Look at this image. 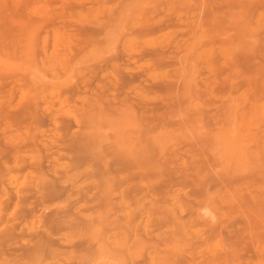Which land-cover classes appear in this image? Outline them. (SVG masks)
<instances>
[{
  "label": "rangeland",
  "instance_id": "1",
  "mask_svg": "<svg viewBox=\"0 0 264 264\" xmlns=\"http://www.w3.org/2000/svg\"><path fill=\"white\" fill-rule=\"evenodd\" d=\"M158 1L0 0V264H264V0Z\"/></svg>",
  "mask_w": 264,
  "mask_h": 264
},
{
  "label": "bare ground",
  "instance_id": "2",
  "mask_svg": "<svg viewBox=\"0 0 264 264\" xmlns=\"http://www.w3.org/2000/svg\"><path fill=\"white\" fill-rule=\"evenodd\" d=\"M235 1H238V0H235ZM155 2H156V1H155ZM157 2H159V1L157 0ZM183 2H184V1H182V3H183ZM227 2H228V0H227ZM227 2H226V5L228 4ZM161 3H162V0H161ZM196 3H197V1L195 2V4H196ZM231 3H232V2H231ZM231 3H230V4H231ZM233 3H234V2H233ZM236 3H237V4H240V2H236ZM154 4H155V3H154ZM181 5H183V4H181ZM198 5H199V4H198ZM233 5H234V4H233ZM235 5H236V4H235ZM190 6H191V5H190ZM223 6H224V5H223ZM230 6H231V5H230ZM236 6H238V5H236ZM177 7H178V6H176V8H177ZM183 7H184V5H183ZM192 7H193V6H192ZM190 8H191V7H190ZM190 8H188V9L191 10ZM224 8H225V7H224ZM188 9H187V10H188ZM192 9H195V8H192ZM185 10H186V9H185ZM189 10H188V11H189ZM189 12H190V11H189ZM173 14H174V13H173ZM204 15H205V14H204ZM209 15H210V14H209ZM173 16H174V15H173ZM219 16H220V15H219ZM17 17H18V16H17ZM203 17H204V16H203ZM208 17H209V16H208ZM15 18H16V17H15ZM149 18H150V17H149ZM166 18H167V17H166ZM219 20H220V19H219ZM163 23H164V21H163ZM164 24H166V23H164ZM154 25H155V24H154ZM171 25H172V24H171ZM188 31H189V30H188ZM148 32H149V30H148ZM155 48H156V47H155ZM171 48H173V47H171ZM171 48H170V49H171ZM168 49H169V47H168ZM150 50H151V49H150ZM152 50H153V49H152ZM156 50H157V48L155 49V51H156ZM159 50H160V48L158 49V53H159ZM161 51H162V50H161ZM164 51H166V50H164ZM164 51H163V52H164ZM161 53H162V52H161ZM142 54H143V51H142ZM162 54H164V53H162ZM153 55H154V54H153ZM157 57L159 58V56H157ZM160 58H162V56H161ZM167 58H168V57H167ZM172 58H173V57H172ZM169 59L172 60L171 58H169ZM174 59H175V57H174ZM160 61H161V60H160ZM162 61H163V62H162L161 64H163L166 60L164 61V58H163ZM98 65H99V64H98ZM97 67H98V66H97ZM94 68H95V66H94ZM121 69H122V68H121ZM121 69H120V70H121ZM120 78H122V77H120ZM124 78H125V76H124ZM124 78H123V79H124ZM126 78H127V77H126ZM127 80H128V78H127ZM119 81H120V80H119ZM125 81H126V79L123 80V82H125ZM120 84H121V83H120ZM169 94H170V93H169ZM98 100H99V99H98ZM165 113H166V112H165ZM151 118H152V116H151ZM200 147H201V146H200ZM203 159H204V158H203ZM208 160H209V159H208ZM201 161H202V160H201ZM202 164H203V162H202ZM201 166H202V165H201ZM199 167H200V166H199ZM203 168H206V167H203ZM198 169H199V168H198ZM183 170H184V169H183ZM179 172H181V171L179 170ZM184 174H185V172H184ZM188 175H189V174H188ZM157 189H158V188H157Z\"/></svg>",
  "mask_w": 264,
  "mask_h": 264
}]
</instances>
